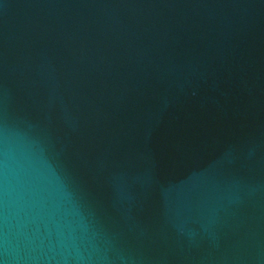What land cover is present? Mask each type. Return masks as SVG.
<instances>
[{"label":"water","instance_id":"obj_1","mask_svg":"<svg viewBox=\"0 0 264 264\" xmlns=\"http://www.w3.org/2000/svg\"><path fill=\"white\" fill-rule=\"evenodd\" d=\"M0 264H264V0H0Z\"/></svg>","mask_w":264,"mask_h":264}]
</instances>
